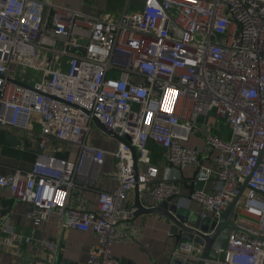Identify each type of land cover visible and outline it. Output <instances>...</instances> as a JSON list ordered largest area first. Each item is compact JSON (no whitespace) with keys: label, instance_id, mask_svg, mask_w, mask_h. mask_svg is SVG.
I'll return each instance as SVG.
<instances>
[{"label":"built area","instance_id":"built-area-1","mask_svg":"<svg viewBox=\"0 0 264 264\" xmlns=\"http://www.w3.org/2000/svg\"><path fill=\"white\" fill-rule=\"evenodd\" d=\"M211 113L227 137L208 130ZM95 119L130 137L138 175L124 142L111 151L88 141ZM4 127L28 134L40 153L31 168L1 174L0 188L28 205L36 226L55 217L62 229L94 233L88 264H122L114 245L128 241L121 229L139 213L131 192L138 185L151 205L183 195L189 165L194 189L179 205L196 203L218 220L243 189L228 248L204 264H264V0H143L117 19L43 0H0ZM194 133L203 135L208 158L215 152L211 165L199 146L186 145ZM60 144L77 147V159L60 157ZM153 145L163 150L164 167L152 164ZM108 155L118 160L112 191L97 184ZM82 189L98 192L95 209ZM3 219L0 203V225ZM24 240L51 257L58 252L49 238ZM202 252L187 240L173 254L197 262Z\"/></svg>","mask_w":264,"mask_h":264},{"label":"crops","instance_id":"crops-1","mask_svg":"<svg viewBox=\"0 0 264 264\" xmlns=\"http://www.w3.org/2000/svg\"><path fill=\"white\" fill-rule=\"evenodd\" d=\"M43 1L96 17L110 14L115 19L119 18L124 11L131 10L133 4L137 9L143 4V0ZM99 130L98 126L93 128L88 141L100 148L115 151L118 147V140L107 138ZM19 140L21 143H18ZM36 145V142H31L25 132L17 129L10 131L5 127L0 128V175L6 174L12 167L31 168L40 153ZM186 145L190 148L199 146L202 153H205L202 157L203 163L212 164L215 152L210 153L211 158L206 156L208 149L203 135L192 134ZM60 147L63 151L60 157L74 161L77 159L79 152L77 147L63 144H60ZM152 154V164L160 167L166 165L163 161V150L159 146L153 145ZM117 164L118 160L114 156H107L105 163L99 168L97 176L99 188L108 191L116 188L118 184ZM195 171L196 167L192 165L183 169L185 198L194 189L193 174ZM207 187H212V180ZM79 194L82 195L84 203L89 208H96L98 192L95 189H82ZM135 197L134 189L130 195V203L135 204ZM141 201L144 205H151L153 202L151 198L146 199V196H142ZM0 203L4 208V219L0 225V264H88L89 248L98 240L94 233L76 228L62 229L55 217H51L41 226H36L28 216V205L15 200L9 189L0 188ZM75 203V201L72 202L73 205ZM189 208L200 210L196 203H192ZM138 232L141 233V237L137 236ZM120 234L131 238L127 242H117L114 245V252L122 260V264H167V259L174 256V249L178 243L170 232V222L158 214H141L139 212L131 226L123 227ZM29 235H39L51 239L57 244L58 254L51 257L35 241L25 242V237Z\"/></svg>","mask_w":264,"mask_h":264},{"label":"water","instance_id":"water-1","mask_svg":"<svg viewBox=\"0 0 264 264\" xmlns=\"http://www.w3.org/2000/svg\"><path fill=\"white\" fill-rule=\"evenodd\" d=\"M202 121V117H200ZM96 125L120 142H124L129 146L133 153L136 175L139 172V164L137 150L131 144L130 137H121L117 132L111 130L99 119H95ZM13 138V136H11ZM18 143H21L20 140ZM193 188V186H191ZM243 193L232 202L229 208L222 212L219 219L216 220L210 216H204L201 212L192 210L185 206L179 205L176 201L185 195L173 196L160 203L153 205H144L141 201L139 186L135 188V205L139 208L141 214H158L170 222V232L179 241L193 240L203 247L201 259L197 262L185 261L177 256L167 259V264H204V260L208 257H217L216 249H227L229 245L230 226L229 222L237 218L235 211L236 203L239 201ZM58 254V252H57Z\"/></svg>","mask_w":264,"mask_h":264},{"label":"rangeland","instance_id":"rangeland-1","mask_svg":"<svg viewBox=\"0 0 264 264\" xmlns=\"http://www.w3.org/2000/svg\"><path fill=\"white\" fill-rule=\"evenodd\" d=\"M130 9H131V11H135L137 9V7L135 4H133V6ZM36 77L39 78V75H37ZM208 130L210 132H213V133H219V134L226 136V137L229 135V130H228L227 126L225 125V122L222 119L216 118L214 113L210 114ZM99 131L102 132L103 135H105L107 138L116 140L115 138L110 137L108 134H106L101 129Z\"/></svg>","mask_w":264,"mask_h":264}]
</instances>
